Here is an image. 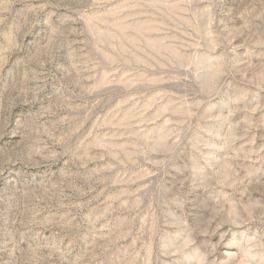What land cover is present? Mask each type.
Wrapping results in <instances>:
<instances>
[{
    "label": "rangeland",
    "instance_id": "1",
    "mask_svg": "<svg viewBox=\"0 0 264 264\" xmlns=\"http://www.w3.org/2000/svg\"><path fill=\"white\" fill-rule=\"evenodd\" d=\"M0 264H264V0H0Z\"/></svg>",
    "mask_w": 264,
    "mask_h": 264
}]
</instances>
